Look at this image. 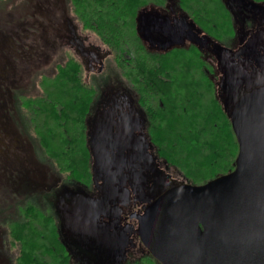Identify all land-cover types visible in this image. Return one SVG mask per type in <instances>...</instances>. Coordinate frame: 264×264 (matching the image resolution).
<instances>
[{
    "label": "rangeland",
    "instance_id": "rangeland-1",
    "mask_svg": "<svg viewBox=\"0 0 264 264\" xmlns=\"http://www.w3.org/2000/svg\"><path fill=\"white\" fill-rule=\"evenodd\" d=\"M224 1L237 20L228 42L232 48L198 34L178 0H168L166 9L148 8L142 21L147 22L149 48L157 50L162 48L160 42L175 41L188 48L197 45L206 55L211 52L208 59L217 80L225 84L223 93L232 109L245 93L264 84V6L249 0ZM247 42L253 56H235ZM71 53L86 72L83 83L96 89L87 118L92 177L85 184L69 179L51 164L24 106L25 98L43 94V75L54 73L56 64ZM177 66L182 73H177L179 78L194 69L188 57L177 60ZM59 86L65 101L84 95L70 85ZM132 89L98 37L75 21L69 0L0 3V264H15L20 247L13 243L6 223L18 219L22 206L33 203L57 216L68 249L79 252L83 261L88 255L94 257L89 258L92 264L146 260V255L134 253L142 246L135 242L129 216L143 213L162 192L179 184L177 173L159 166L152 152L147 121ZM65 109L72 112L70 106ZM42 120L56 132L62 122L46 116ZM104 212L115 218L112 225L102 224ZM26 233V243L36 257L42 244L31 236L33 230L28 228Z\"/></svg>",
    "mask_w": 264,
    "mask_h": 264
},
{
    "label": "trees",
    "instance_id": "trees-1",
    "mask_svg": "<svg viewBox=\"0 0 264 264\" xmlns=\"http://www.w3.org/2000/svg\"><path fill=\"white\" fill-rule=\"evenodd\" d=\"M249 1L264 6V0ZM69 3L75 21L82 30H90L98 37L132 84L147 121L149 145L161 162L159 166L173 169L179 185L185 182L204 185L234 171L239 144L223 93L225 84L217 80L214 64L208 59L210 52L206 55L197 45L188 48L175 41H166L165 45L160 42L162 48L157 50L147 45V22L145 25L142 16L146 18L143 14L150 7L166 9L168 0H69ZM178 6L191 17L198 34L232 48L228 42L237 29V20L224 0H178ZM171 43L173 47L169 46ZM186 57L194 69L179 78L177 73H182L177 69V60ZM84 74L81 61L71 53L64 62L56 64L54 73L43 75L46 77L42 81L43 94L25 98L24 106L31 113V125L36 126L51 164L69 179L85 184L92 177L87 118L96 89L83 83ZM60 84L82 91L83 97L73 92L74 96L65 101V97L59 96ZM66 106L72 112H66ZM42 116L61 120L62 124L56 126L59 130L52 131ZM36 205L22 206L18 219L6 223L13 243L20 245L15 264H70L57 216ZM28 228L33 230L31 236L42 244L36 257L26 243ZM141 264L159 263L148 255Z\"/></svg>",
    "mask_w": 264,
    "mask_h": 264
},
{
    "label": "water",
    "instance_id": "water-1",
    "mask_svg": "<svg viewBox=\"0 0 264 264\" xmlns=\"http://www.w3.org/2000/svg\"><path fill=\"white\" fill-rule=\"evenodd\" d=\"M230 119L233 172L171 187L130 215L159 264H264V84L239 98Z\"/></svg>",
    "mask_w": 264,
    "mask_h": 264
},
{
    "label": "flooded vegetation",
    "instance_id": "flooded-vegetation-1",
    "mask_svg": "<svg viewBox=\"0 0 264 264\" xmlns=\"http://www.w3.org/2000/svg\"><path fill=\"white\" fill-rule=\"evenodd\" d=\"M251 39V38H250ZM242 47H243V49H241V51L240 52H238V54H236L235 56H240V57H242L241 59H244L245 57H249V56H253V54L252 53H250V42H247L246 44H243L242 45ZM250 53V54H249ZM249 54V55H248ZM212 54H211V52H210V56H211ZM246 55H248V56H246ZM250 58H252V57H250ZM103 216L106 218L104 221H102V222H104V223H102L103 225H112V222L114 221V217H110L109 216V214H107V213H103ZM117 218H118V216H117ZM118 220V219H117ZM129 220H130V222H131V227H132V229H133V236H134V239H135V242L137 241H139V244L142 246V250H143V252H142V250H137V251H135L134 253H136V255L137 256H139V255H146V256H148V255H150L149 253H148V251H147V249L145 248V246L143 245V243L141 242V239H140V237H139V235H138V222L136 221V220H132V219H130V216H129ZM114 225H118V224H114ZM123 225V224H122ZM109 231H113V229H111V230H109ZM60 237H61V241H62V243H63V246H65V248L66 249H68V247H67V245H66V243L64 242L65 240H63V237H62V234L60 235ZM16 247H18V246H16ZM16 251H18V249H16ZM61 253H62V255H64L65 254V251L63 252V251H61ZM68 255L70 256L69 257V260H70V264H92L91 262H89V258H91L92 260H93V256H91L90 255V257H89V255L86 257V256H84L85 258H86V260H82V258L77 254V253H79V252H76L75 250H70V249H68ZM142 255V256H143ZM129 263H130V261H128ZM128 264V263H127Z\"/></svg>",
    "mask_w": 264,
    "mask_h": 264
}]
</instances>
